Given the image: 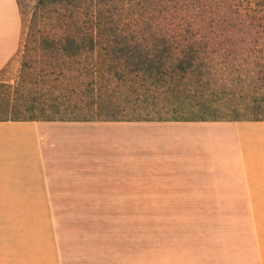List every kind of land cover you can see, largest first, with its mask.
<instances>
[{
    "label": "trees",
    "instance_id": "1",
    "mask_svg": "<svg viewBox=\"0 0 264 264\" xmlns=\"http://www.w3.org/2000/svg\"><path fill=\"white\" fill-rule=\"evenodd\" d=\"M19 53L14 94L58 97L0 122H264V0H36ZM186 80L255 98L195 104Z\"/></svg>",
    "mask_w": 264,
    "mask_h": 264
},
{
    "label": "crops",
    "instance_id": "2",
    "mask_svg": "<svg viewBox=\"0 0 264 264\" xmlns=\"http://www.w3.org/2000/svg\"><path fill=\"white\" fill-rule=\"evenodd\" d=\"M22 42L18 0H0V74ZM106 198L263 220L264 122H0V220L46 221L0 227V264H264V256L66 261L54 221Z\"/></svg>",
    "mask_w": 264,
    "mask_h": 264
},
{
    "label": "rangeland",
    "instance_id": "3",
    "mask_svg": "<svg viewBox=\"0 0 264 264\" xmlns=\"http://www.w3.org/2000/svg\"><path fill=\"white\" fill-rule=\"evenodd\" d=\"M35 2L19 0L22 45ZM23 62L21 53H18L0 74V107H5L14 98L16 107L38 99L49 108L58 97L57 93H47L33 84L35 80L24 85L31 91L25 101L14 94L22 84ZM186 83L188 89L181 99L195 104L204 101L215 104L242 102L255 98L249 94L242 95V89L236 86L233 88L235 92L229 88L195 87L190 80ZM2 113L3 109H0ZM106 200L102 204L83 205V209H79L83 214H64L66 218L54 221V226L63 233L62 248L66 261L258 259L264 256V235H261L264 234V219L204 217L211 214L197 212L198 206L191 204H123L109 202L113 198ZM65 211L76 210L69 208ZM45 222L0 220V227H42Z\"/></svg>",
    "mask_w": 264,
    "mask_h": 264
}]
</instances>
